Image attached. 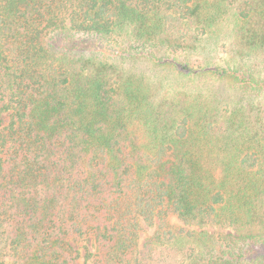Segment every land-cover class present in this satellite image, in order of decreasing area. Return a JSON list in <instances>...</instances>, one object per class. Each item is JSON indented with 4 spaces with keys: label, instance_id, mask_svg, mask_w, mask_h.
<instances>
[{
    "label": "trees",
    "instance_id": "obj_1",
    "mask_svg": "<svg viewBox=\"0 0 264 264\" xmlns=\"http://www.w3.org/2000/svg\"><path fill=\"white\" fill-rule=\"evenodd\" d=\"M82 241L264 264V0H0V264Z\"/></svg>",
    "mask_w": 264,
    "mask_h": 264
},
{
    "label": "rangeland",
    "instance_id": "obj_2",
    "mask_svg": "<svg viewBox=\"0 0 264 264\" xmlns=\"http://www.w3.org/2000/svg\"><path fill=\"white\" fill-rule=\"evenodd\" d=\"M212 44H213V41H211L210 43H209V45H210V48L208 49V51H210L211 50V52H210V55H212V54H214V51H212V49H211V47H212ZM224 44H221L220 43V48L218 49V51H220V53H221V55H223V56H220V57H223V58H225V56L228 54V50H229V47L227 46V47H225V46H223ZM228 45H230V43L228 42ZM212 53V54H211ZM218 57H219V55H218ZM216 59V58H215ZM216 61H218L217 59H216ZM219 62V61H218ZM219 63H221V62H219ZM225 90V92H226V94L227 95H229L231 92L230 91H226V89H224ZM171 222H172V224H174V225H179L180 224V222H179V220L176 218V217H172L171 218ZM206 230H208L209 232H228L229 231V229L228 228H223V227H220V226H212V227H207V228H205ZM148 232H151V229H148V231H147V233ZM90 245V243L89 242H85V241H82V242H79V243H77L76 245H75V247H77L79 250H80V252H81V255H82V258H81V263L83 264V261H84V258H83V255H84V253H85V249H84V246H89Z\"/></svg>",
    "mask_w": 264,
    "mask_h": 264
}]
</instances>
